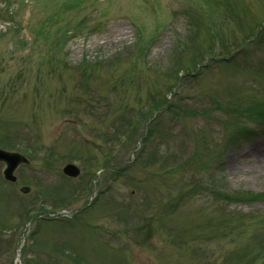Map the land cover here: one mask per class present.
<instances>
[{"label": "rangeland", "instance_id": "374dc122", "mask_svg": "<svg viewBox=\"0 0 264 264\" xmlns=\"http://www.w3.org/2000/svg\"><path fill=\"white\" fill-rule=\"evenodd\" d=\"M0 149V264H264V0H0Z\"/></svg>", "mask_w": 264, "mask_h": 264}, {"label": "water", "instance_id": "95a60500", "mask_svg": "<svg viewBox=\"0 0 264 264\" xmlns=\"http://www.w3.org/2000/svg\"><path fill=\"white\" fill-rule=\"evenodd\" d=\"M0 162L4 164L3 178L8 182H15L16 178L14 176L15 170L18 166L27 164L28 160L19 153L9 152L0 149ZM62 173L68 177L75 178L79 174V169L73 164H66L62 168ZM21 191H26L27 188L20 189Z\"/></svg>", "mask_w": 264, "mask_h": 264}, {"label": "trees", "instance_id": "16d2710c", "mask_svg": "<svg viewBox=\"0 0 264 264\" xmlns=\"http://www.w3.org/2000/svg\"><path fill=\"white\" fill-rule=\"evenodd\" d=\"M77 25H78V24H77ZM64 38H65V37H64ZM177 77H179V76H177ZM177 79H178V78H177ZM163 102H165V101L162 100L161 102H157V104H156V109H155V110L160 109V108L162 107V106L160 107V105H161V104H164ZM159 107H160V108H159ZM226 199L229 200V197H227Z\"/></svg>", "mask_w": 264, "mask_h": 264}]
</instances>
